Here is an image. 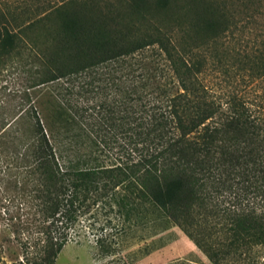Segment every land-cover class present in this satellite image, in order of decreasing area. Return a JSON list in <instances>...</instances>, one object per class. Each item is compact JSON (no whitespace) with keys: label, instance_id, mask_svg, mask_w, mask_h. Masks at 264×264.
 Returning a JSON list of instances; mask_svg holds the SVG:
<instances>
[{"label":"trees","instance_id":"trees-1","mask_svg":"<svg viewBox=\"0 0 264 264\" xmlns=\"http://www.w3.org/2000/svg\"><path fill=\"white\" fill-rule=\"evenodd\" d=\"M13 74L0 264L7 236L10 264H55L95 210L152 235L177 226L212 264H263L264 0H0V77ZM79 77L82 106L50 94Z\"/></svg>","mask_w":264,"mask_h":264},{"label":"rangeland","instance_id":"rangeland-1","mask_svg":"<svg viewBox=\"0 0 264 264\" xmlns=\"http://www.w3.org/2000/svg\"><path fill=\"white\" fill-rule=\"evenodd\" d=\"M151 54L150 52L146 54L149 55L148 61L152 59ZM24 82V77L17 74L0 77V87H8L11 90H23ZM48 90L55 98L59 97V94L65 95L68 91L79 92V97L71 96L68 99L71 103L78 100V104L82 106V77L58 81L50 85ZM2 101L3 97L0 96V106ZM15 104L16 102L12 103V107ZM7 237L10 238V242L1 248V256L10 264L21 258V250L13 242V236ZM100 244L112 246L115 253L103 256ZM250 254L264 264L263 247H254ZM55 264H212V262L177 226H170L152 235L146 226L125 224L119 216L95 210L79 219L71 239L63 247Z\"/></svg>","mask_w":264,"mask_h":264}]
</instances>
